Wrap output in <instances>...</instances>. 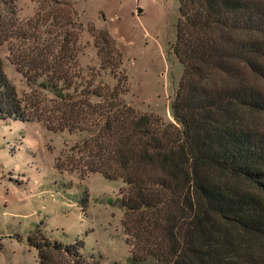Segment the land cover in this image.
Masks as SVG:
<instances>
[{
    "label": "trees",
    "instance_id": "1",
    "mask_svg": "<svg viewBox=\"0 0 264 264\" xmlns=\"http://www.w3.org/2000/svg\"><path fill=\"white\" fill-rule=\"evenodd\" d=\"M16 1L0 0V45L21 44L10 63L32 94L17 92L0 60V124H33L46 110L56 133L77 137L69 152L80 173L123 182L130 264H264V0H176L173 122L124 101L122 55L107 31H92L99 73L77 76L72 6L22 24ZM101 73L116 84L95 83ZM29 245L39 264H102L82 240L38 234Z\"/></svg>",
    "mask_w": 264,
    "mask_h": 264
},
{
    "label": "rangeland",
    "instance_id": "2",
    "mask_svg": "<svg viewBox=\"0 0 264 264\" xmlns=\"http://www.w3.org/2000/svg\"><path fill=\"white\" fill-rule=\"evenodd\" d=\"M43 1L17 0L16 18L22 24L37 22L55 8L71 5L80 27L73 74L83 72L91 79L92 73H99L92 31H107L122 55L120 71L128 86L124 101L139 112L173 122L170 105L182 76L174 54L178 1L46 0L41 7ZM12 46L21 44L0 45L5 73L21 96L32 94L10 63ZM98 80L116 84L108 73H101L95 83ZM40 99L42 106L54 105L47 94ZM34 120L0 124V264H39L29 245L38 234L64 245L82 240L85 251L101 257L102 264H130L134 239L126 229L132 227L127 225L132 217L117 206L127 187L120 180L80 173L69 152L77 137L56 133L59 121L46 110L35 113ZM55 258L61 264L59 256Z\"/></svg>",
    "mask_w": 264,
    "mask_h": 264
}]
</instances>
